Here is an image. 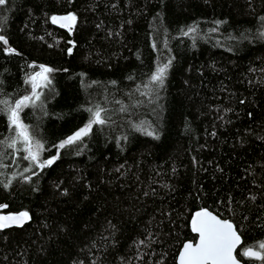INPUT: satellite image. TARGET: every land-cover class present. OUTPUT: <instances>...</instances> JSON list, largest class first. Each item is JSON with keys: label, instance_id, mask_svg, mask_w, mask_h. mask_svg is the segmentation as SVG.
Returning a JSON list of instances; mask_svg holds the SVG:
<instances>
[{"label": "trees", "instance_id": "trees-1", "mask_svg": "<svg viewBox=\"0 0 264 264\" xmlns=\"http://www.w3.org/2000/svg\"><path fill=\"white\" fill-rule=\"evenodd\" d=\"M262 31L264 0H6L0 100L52 71L19 113L36 163L22 141L5 146L0 104V205L28 214L0 229V264H177L203 209L234 224L237 260L264 264L241 254L264 242ZM97 107L106 123L58 148Z\"/></svg>", "mask_w": 264, "mask_h": 264}, {"label": "snow or ice", "instance_id": "snow-or-ice-1", "mask_svg": "<svg viewBox=\"0 0 264 264\" xmlns=\"http://www.w3.org/2000/svg\"><path fill=\"white\" fill-rule=\"evenodd\" d=\"M5 3L6 0H0V6L5 5ZM59 19L75 22L76 18L74 15L70 14L69 16L61 17ZM57 20V17H52L53 23H56ZM193 32H195V28L190 27L188 31L183 34L189 35ZM259 36L260 38H264V31L260 32ZM0 41H3L5 44L8 43L3 35H0ZM8 51L11 52L14 50L8 49ZM69 51H71V49H69ZM170 64L171 61L167 64L158 65L150 77V82L162 86ZM41 67L44 73L52 71L44 66ZM40 75L41 73H37V76ZM43 78L45 80L47 79L46 76ZM31 79L35 81V77H32ZM36 87L37 85L33 83V95L21 97L15 101L14 106L9 104L7 100H0V104H3L9 112L8 118L10 126L16 133L15 137L11 138V142L7 143L5 146L13 148L17 141H22L25 144V150L28 152V155L25 156L24 159H29L33 163L38 161L39 151L42 149L43 145L38 141H33V137L29 134L28 127L20 121L19 113L24 107L29 104L34 105L36 101L39 100V94L35 91ZM145 87H148V85H145ZM2 110L3 109H0V111ZM88 111L92 113V118L89 122L73 133V135L62 141L58 145V148H64L80 141L83 137L89 134L93 124L106 123L105 119L102 118L104 109L97 107L94 111L92 109H88ZM147 134L152 135L151 132H148ZM0 144H4V142L0 141ZM33 148H35V151H33ZM55 159L56 157H52L51 159L40 163L39 166L43 168L47 165H51ZM25 171H28V169H25ZM24 179L27 180L30 179V177H24ZM9 183H11V181H9ZM5 187H7V185H5ZM27 218L28 214L26 212L20 213L19 215L0 216V229L8 228L11 225H22ZM192 230L199 234V242L195 245L191 242L184 244L179 257V264H239L238 260L233 255V252L237 246L241 244V237L230 221L222 220L206 209H203L200 212H197L193 217ZM140 243L143 244L144 242L141 241ZM259 248L262 251H254L249 247L241 254L243 256L255 257L256 259L264 261V254H262V252H264V242L259 243Z\"/></svg>", "mask_w": 264, "mask_h": 264}, {"label": "water", "instance_id": "water-1", "mask_svg": "<svg viewBox=\"0 0 264 264\" xmlns=\"http://www.w3.org/2000/svg\"><path fill=\"white\" fill-rule=\"evenodd\" d=\"M60 24H62V25H68V23H70V21H66V20H62V19H60ZM6 204H1L0 205V216H10V215H19L20 213H12V212H4V210L3 209H5L6 207ZM207 211H209V210H207ZM197 212H200V211H197ZM212 213V212H211ZM213 215H215L214 213H212ZM195 216V215H194ZM217 216V215H216ZM218 218H220L219 216H217ZM220 219H222V220H226V219H223V218H220ZM193 220V219H192ZM27 221V219L24 221V223ZM23 223V224H24ZM232 223V222H231ZM11 226H20V225H11ZM192 226V225H191ZM233 226H234V224H233ZM234 228H235V226H234ZM236 229V228H235ZM196 235H197V238H196V241L195 242H191V243H193L194 245L196 244V243H198L199 242V234L198 233H196V232H194ZM239 234V233H238ZM240 235V234H239ZM185 243H187V242H185ZM184 243V244H185ZM241 243H242V239H241ZM184 244H183V246H184ZM241 244H239L238 246H237V248L240 246ZM183 246L181 247V249H180V251H178L179 253H178V256H177V264H179V257H180V253H181V250L183 249ZM236 248V249H237ZM236 249L234 250V252H233V255L236 257ZM254 251H256L255 249H253ZM250 258H255V257H250ZM236 259H237V257H236ZM238 262H239V264H242V262H240V260H238Z\"/></svg>", "mask_w": 264, "mask_h": 264}, {"label": "rangeland", "instance_id": "rangeland-1", "mask_svg": "<svg viewBox=\"0 0 264 264\" xmlns=\"http://www.w3.org/2000/svg\"><path fill=\"white\" fill-rule=\"evenodd\" d=\"M37 73H41V75L37 76ZM47 73H44L42 67L40 66L39 69L37 70V72H35L32 76H30L31 78L35 77V81H33L32 79H30V80H31L32 85H33V83H35L37 85V87L35 89L36 93H37V89L44 83L45 79L43 77L47 76ZM32 95H33V93H32ZM33 151H35V148H33Z\"/></svg>", "mask_w": 264, "mask_h": 264}]
</instances>
